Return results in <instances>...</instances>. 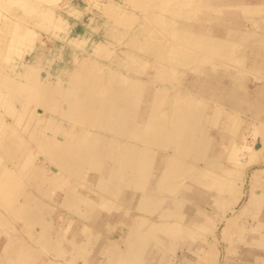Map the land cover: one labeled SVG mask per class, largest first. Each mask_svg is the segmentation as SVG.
Segmentation results:
<instances>
[{
  "label": "crops",
  "instance_id": "obj_1",
  "mask_svg": "<svg viewBox=\"0 0 264 264\" xmlns=\"http://www.w3.org/2000/svg\"><path fill=\"white\" fill-rule=\"evenodd\" d=\"M41 18L33 24L52 27ZM3 27L0 264H264L256 254L264 253L263 169L248 179L249 168L264 163V82L247 87L248 74L264 81V67L205 70L197 84L204 110L195 114L200 102L182 103L177 124L163 110L170 98H158L177 72L168 83L162 68L148 73L154 57L131 46V37L105 29L108 38L126 40V50L98 43L93 55L74 53L55 75L41 57L26 72L4 66L16 26ZM257 28L254 35L264 33ZM241 113L255 119L260 141L244 144ZM212 127L229 134L219 148ZM243 145L253 150L243 153ZM248 183L251 224L232 232L220 260L217 222ZM240 245L254 248L250 263L233 262Z\"/></svg>",
  "mask_w": 264,
  "mask_h": 264
},
{
  "label": "bare ground",
  "instance_id": "obj_2",
  "mask_svg": "<svg viewBox=\"0 0 264 264\" xmlns=\"http://www.w3.org/2000/svg\"><path fill=\"white\" fill-rule=\"evenodd\" d=\"M96 5L100 16L106 20L104 24L107 32L114 36L131 37V46L152 55L156 61L154 65L163 70L165 83L172 80L174 71L177 72L175 84L171 87L163 84L162 91L158 93V98H163L161 101L165 96L170 98L164 100L163 110L165 114H173L172 121H177V124L183 122L178 118L182 103L200 102L195 114L204 110V100L198 95V91L202 90L198 89L197 84L199 75H203L205 70L211 71L214 76L217 71L232 66L240 68V72L246 68H255V65L264 67V33L253 34L255 26H264V0H130L126 4L114 0H97ZM140 10L146 18L142 21L139 20ZM40 17L47 24H53L55 19L51 13H44ZM177 18L183 19L179 21ZM245 20L251 23V29L245 27ZM151 26L157 27L161 34L158 35ZM24 27L16 26L1 58L2 63L20 72L27 71L29 60H23L30 56L35 45L34 31ZM16 57L21 59L17 60ZM193 63L195 67H192ZM188 68L195 74L191 80L185 76V69ZM194 85L195 93L191 88ZM233 97L235 101L238 95ZM245 148L249 152L253 150L243 145L242 150ZM258 148L261 147L256 146ZM240 216L228 220V232L239 224Z\"/></svg>",
  "mask_w": 264,
  "mask_h": 264
},
{
  "label": "rangeland",
  "instance_id": "obj_3",
  "mask_svg": "<svg viewBox=\"0 0 264 264\" xmlns=\"http://www.w3.org/2000/svg\"><path fill=\"white\" fill-rule=\"evenodd\" d=\"M96 1L97 0H0V45L3 44L8 38V34H6L3 30V24L7 25V23H9L11 24V27L15 24V26H25L24 28H33V30H36L37 32L35 48L32 54L26 57L23 62L27 61L26 59H28L29 63L33 64L41 57L43 69L48 71L50 70L55 75L58 74L61 69L72 65L71 60L74 53H78L79 55H83L86 57L89 55H93L95 45H97L98 43H104L105 41L113 42L116 45L115 49L118 50V53L121 54V51L126 50L127 42L126 40H124L122 43H118L111 37H107L105 33L106 24H104V21L106 20L104 17L100 16ZM114 1L121 4H126L129 3L130 0ZM126 6L129 7L128 5ZM44 13H51L52 16L57 17L55 23H53L52 27H50L48 30H46L45 27L41 25L36 26L35 24H33L34 22H37L39 20V17ZM138 14L140 21L146 19L144 18L145 16L142 10L138 11ZM59 19L62 20L59 21ZM182 19L183 18H177V20L179 21H181ZM244 22L246 28H252V25L248 20H245ZM151 27L152 29H155H153L154 31L158 32V35L161 34L157 27ZM255 31L261 30L255 26ZM82 40H86V42H83L84 44L78 45V43H80V41ZM109 48L111 50L114 49L111 46H109ZM16 58L17 60L21 59L18 57ZM148 60L151 63L145 69L148 73L152 74L154 59L148 57ZM103 61L107 66L113 65L110 63V59H105ZM3 65L5 66L6 63H3ZM192 67H195L194 63L192 64ZM190 68L185 69L188 72H186L185 76L186 79L191 80L195 76V74L190 70ZM176 69H178V67H176ZM248 75L250 76L247 86L249 90L255 89V86L260 85L264 82L261 80H256L255 75ZM156 84L162 85V83L160 82H156ZM168 85L170 87L173 86L172 82H169ZM240 115L243 119V122L245 123L243 128L245 137V139L243 140L244 144L251 145L255 142V139L260 141V137L255 138V136L252 134V130L255 126H257V124L255 123V119L251 118L245 113H241ZM211 133L216 139V148H219V141L223 137V135H229L216 127L211 128ZM239 145H241V143ZM247 151L248 150L246 148L243 149V153ZM246 159V155L240 157V161L244 162ZM261 169H263L264 171V163H260L259 165L256 164L252 166V168H249L248 179L251 180L252 175L254 173H258V170ZM259 178L260 180H264V173H259ZM249 185L250 183L244 186L243 191L245 193L237 202L236 207L234 209H229L228 212L224 214L222 220L217 222L215 236H217V239L221 241V244H219L218 246L220 260H223L224 255L227 254L225 253L226 241H228L229 238L234 235V233L232 232H236V230L240 231L241 228H246L251 224L252 213L250 208L248 207V204L246 203L249 196ZM238 215H241V219L238 222L239 224L236 227L231 228L228 232V220ZM3 237L0 238V256L3 252L4 247L2 242ZM250 250H253V252H249ZM227 252H229L230 254L229 250H227ZM256 254L259 256H264V253L261 251V249H258ZM256 254L254 248L240 245L238 254L234 256L235 260H233V262L242 263V261H244V263H250L251 259Z\"/></svg>",
  "mask_w": 264,
  "mask_h": 264
}]
</instances>
